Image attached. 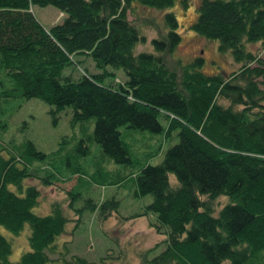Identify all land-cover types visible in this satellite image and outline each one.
<instances>
[{"label":"trees","instance_id":"trees-1","mask_svg":"<svg viewBox=\"0 0 264 264\" xmlns=\"http://www.w3.org/2000/svg\"><path fill=\"white\" fill-rule=\"evenodd\" d=\"M175 1L0 0V75L9 83L0 93L40 98L50 105L52 121L58 110L70 106L71 123L92 121L90 132L81 130L75 149L86 153L89 139L121 164L131 165V158L119 126L167 136L176 130V140L157 162H142L130 174L133 193L150 196L134 215L153 217L157 232L165 235L163 247L151 255L154 246L138 248L135 264H264L259 253L264 249V57L246 46L264 44V0L196 1L191 29L216 39L217 48L229 49L238 63L225 75L202 71L199 55L168 66L164 55L180 40L171 10L161 14L163 33L150 37L152 50H135L144 33L126 10L133 4L164 9ZM179 1L185 6L186 0ZM33 4H51L62 17L44 26ZM80 55L89 56L101 71L83 70L74 78L64 74L63 68L77 64ZM118 68L123 80L103 82ZM44 155L30 139L17 153L0 154V225L12 233L24 222L29 227L28 248L13 261L8 259L10 242L0 232V264H129L131 251L115 239V256L109 251L97 261L66 256L58 236L67 221L78 219L79 208L68 199L72 186L64 202L54 198L49 211L35 213L38 183L74 176L76 183L85 177L103 186L104 172L85 173L75 165L64 176H39L27 164ZM31 176L38 183L23 186L22 178ZM112 178L119 185L122 176ZM219 196L223 201L213 206ZM85 205L99 219L118 214L112 193L98 201L88 198Z\"/></svg>","mask_w":264,"mask_h":264},{"label":"rangeland","instance_id":"rangeland-1","mask_svg":"<svg viewBox=\"0 0 264 264\" xmlns=\"http://www.w3.org/2000/svg\"><path fill=\"white\" fill-rule=\"evenodd\" d=\"M197 0H186L184 6L176 0L172 6L164 9L133 4L126 10L127 18L136 22L144 33V41L136 44L135 50H152L150 37L163 33L161 14L166 10L173 11L177 19V31L180 40L177 46L164 55L166 63L170 67H176V60L184 63L194 56H201V70L207 73H223L224 75L238 66L232 58L229 49L219 50L217 40L206 38L190 27L195 11L194 6ZM35 17L44 25L48 26L62 17V13L51 5L31 6ZM246 46L254 53L264 57V44L261 42H247ZM77 64L65 66L62 70L64 74L70 73L74 78L83 70L88 72L101 71L94 67L90 57L80 55L75 57ZM112 77V76H111ZM125 77L123 71L118 68L113 72V78L103 77V82L109 81L114 84ZM0 90L9 85L0 75ZM50 105L36 96L21 99L18 95L4 96L0 93V154L7 156L8 153H17L23 148L24 141L30 139L34 147L42 152L41 158H31L27 164L33 167L37 175L42 176L48 172L60 173L61 176L69 174L68 166L80 165L85 173H90L94 169H99L103 186L88 183L85 177L80 178V182L74 176L55 180L51 185H41L36 177L22 178L23 186L29 183H38L39 195L37 203L32 207L35 213H45L49 211L50 201L54 198L64 202L65 191L71 186L68 199L74 208H79L78 219H70L65 223V227L58 236V241L64 244L66 256L70 254L81 255L87 260L97 261L106 251L114 253L116 242L127 245L129 249V264H135L137 260L136 250L141 247L154 246L149 255L157 252L163 247L164 234L157 232L152 224L153 217L148 219L146 215H134V212L142 208L148 201V194L135 195L133 193L134 182L130 175L136 171L142 162H157L164 149L176 140V130L169 136L163 132H152L146 129H132L119 126L121 136L126 141L131 165L121 164L113 161L110 157L100 153L98 145L89 139L85 142L88 147L86 153H80L75 149V142L84 129L90 132L92 121L71 123V108L63 106L56 112L55 121L51 120L49 112ZM161 124L165 125V120L159 116ZM82 135V134H81ZM62 141V139H64ZM114 173L122 176L119 185L112 184ZM174 177L172 174H170ZM76 183V184H75ZM75 184V185H74ZM110 193L117 199L116 211L118 214L110 212L104 218L96 217L95 210L83 204L88 198L98 201L100 195L104 197ZM224 197L219 196L213 206H218ZM215 203V204H214ZM65 203H63V207ZM125 215L124 218L120 216ZM75 216V217H76ZM151 222V223H150ZM28 223L24 222L22 228L17 233H12L0 225V232L10 242V252L8 259L16 260L19 254L28 248L27 234ZM132 248V250H131ZM116 249V250H115ZM135 250V252H133ZM134 253V254H133ZM264 253V249L259 252ZM51 256L55 253H50ZM49 264H62L60 260L49 261Z\"/></svg>","mask_w":264,"mask_h":264}]
</instances>
